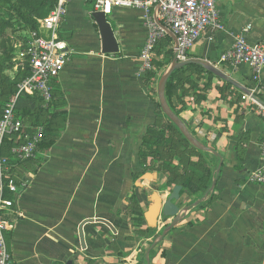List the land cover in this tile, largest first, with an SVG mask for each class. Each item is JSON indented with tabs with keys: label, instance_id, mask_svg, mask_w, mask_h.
<instances>
[{
	"label": "crops",
	"instance_id": "obj_1",
	"mask_svg": "<svg viewBox=\"0 0 264 264\" xmlns=\"http://www.w3.org/2000/svg\"><path fill=\"white\" fill-rule=\"evenodd\" d=\"M216 6L225 31L205 32L189 50L187 62L211 66L227 80L201 65L213 74L211 89L204 91L209 75L187 65L184 76L191 83L179 86L176 105L186 130L203 149L195 147L213 169L219 200L195 206L206 194L188 197L182 188L175 204L191 209L152 249L150 264H264V189L249 182L260 164L264 121L242 100L255 88L249 67L220 62L248 26L247 40L264 43V0H217ZM94 12L81 0L69 3L58 32L68 46L69 61L52 84L55 142L13 170L19 188L12 195L17 216L6 239L16 264H142L155 237L136 234L125 214L129 199L138 197L142 229H147L153 199L162 208L172 192L164 188L162 173L139 177L138 151L144 131L157 121L160 80L177 61L174 41L169 35L168 43L161 38L155 53L156 61L167 67L155 69L152 81L139 78L147 38L142 14L114 9L107 16L119 52L105 55ZM24 41L16 37L12 43V74L6 72L11 78L21 68ZM256 95L264 102V70ZM85 220L95 221L84 226L83 249L79 227ZM171 220L156 218L155 229Z\"/></svg>",
	"mask_w": 264,
	"mask_h": 264
},
{
	"label": "built area",
	"instance_id": "obj_2",
	"mask_svg": "<svg viewBox=\"0 0 264 264\" xmlns=\"http://www.w3.org/2000/svg\"><path fill=\"white\" fill-rule=\"evenodd\" d=\"M72 0H57L55 8L39 21V29L30 31L25 37L21 52V68L26 66L29 75L17 86L16 94L11 97L0 115V264H16L7 244V235L15 228L17 212L14 200L8 194L19 190L13 178L14 167L18 163L32 160L39 152L43 129L30 135L24 133L22 119L18 116L16 105L22 96H38L47 107L52 100V83L63 72L69 61L67 44L58 38V32L67 8ZM91 4L95 12H103L106 17L114 9H128L142 14L147 32L145 44L141 50L139 78H146L155 72V48L166 33L154 19L155 9L160 6L158 19L178 38L177 48L173 52L177 61H188V52L208 30L224 32L225 26L217 10V0H81ZM250 26L243 29L233 45L221 55L220 62L229 67L247 65L251 70L255 88L250 94L242 96L250 102L257 115L264 121V103L258 100L256 91L264 70V43H250L246 34ZM212 40V38H210ZM256 98H255V97ZM16 136L15 145L10 150L11 158L5 153V142ZM249 182L264 189V137L260 145V164L250 174Z\"/></svg>",
	"mask_w": 264,
	"mask_h": 264
},
{
	"label": "trees",
	"instance_id": "obj_3",
	"mask_svg": "<svg viewBox=\"0 0 264 264\" xmlns=\"http://www.w3.org/2000/svg\"><path fill=\"white\" fill-rule=\"evenodd\" d=\"M2 1L8 5H6L7 7L4 6L3 10L0 6V21L2 23L0 24V34H3L5 29H14L15 26H17L16 28H21L22 31L26 33L37 31L39 29L37 19L44 14L40 12L42 7L51 5L52 11L57 3V0H18L17 2H12V0H0V3ZM14 13L17 14L18 23L13 21ZM35 16L37 19H34ZM25 37L26 36H23L22 39L24 40ZM168 38V35L164 36L167 43ZM161 41V39L158 41L155 53H159ZM11 52L12 49L10 50V56L4 57L3 60L0 58V101L4 103V106L8 100L16 94L18 84L29 75L27 66L24 69L18 68L13 78L6 74L8 70L13 68ZM166 65H168V63L159 62L155 59V69H164V67H167ZM187 68L195 69L199 73H207L209 77L204 91H209L211 89L212 73L207 72L203 66L198 64H190ZM185 70V68H181L174 71L165 89L166 104L172 114L182 123L184 122L180 118L181 110L178 109L176 105V94L180 85L191 83V80L184 76L186 73ZM147 77L148 81H152L156 78V74L150 73ZM226 86H229V84L226 83ZM195 87L194 84L191 85L192 89ZM220 91H222V89H220ZM182 93L184 94L185 92L183 91ZM54 100L52 89V100L47 107L44 106V102L38 96H22L18 99L16 105L17 114L22 119L23 123L29 122L27 126L24 125V133L32 135L38 128L43 129L39 150H47L51 148L55 142V136L53 135L54 129L52 128L55 115L51 113ZM1 112L2 111H0V115ZM155 115L157 121L144 131L138 151V159L143 168L139 177L148 172L162 173L166 176L165 189H173L175 186H181L183 188V193H186L188 197L202 198L209 192L214 180L213 169L203 160L204 153L192 144L184 135L181 127L173 119L165 115L159 103L156 104ZM16 139V136L6 139L4 153L8 158H11L10 150L15 145ZM215 192L216 189L213 193L209 194L204 206H212L219 200V196L216 195ZM8 197L13 199L11 194H8ZM129 202L127 214L130 223L137 228L136 232H144L143 236L146 238L154 237L156 233L155 229H142L144 210L138 197L133 194ZM163 230L160 233H162ZM154 256L155 253L151 252L150 259H153ZM142 264H146V261Z\"/></svg>",
	"mask_w": 264,
	"mask_h": 264
},
{
	"label": "water",
	"instance_id": "obj_4",
	"mask_svg": "<svg viewBox=\"0 0 264 264\" xmlns=\"http://www.w3.org/2000/svg\"><path fill=\"white\" fill-rule=\"evenodd\" d=\"M159 10H160V6H158L155 9L154 19H155L157 25L166 33V35H169L173 39L174 46H175V48H177V46H178V38L170 29H168L166 26H164L159 21V19H158ZM92 18L95 20V22H96V24H97V26L99 28L101 41H102V53L105 54V55L106 54L107 55L117 54L119 52V46H118L117 40L115 38L113 29H112L110 23L107 21L106 15L103 12H94L92 14ZM192 63H194V62L177 63V61H174V63L172 64V66L170 67L168 72H166V74L160 80V83H159V94H160V99H161V107H162V110L165 113V115H167L168 117L173 119L181 127L184 135L194 144V146H196L199 149H203L197 144L196 140H194L193 137L191 136V134L186 130L184 124L176 116H174L172 114V112L168 108V106L166 104V100H165L166 85H167V82L170 79L172 73L174 71H176L177 69H181V68H183V67H185V66H187L189 64H192ZM201 65H203L208 71L213 72L216 75L221 76L222 78L227 80L226 77H224L222 74H220L213 67L208 66V65H206L204 63H201ZM247 94H250V91ZM260 102L264 103L262 101H260ZM221 167H222V160H221V163L218 166L216 175L219 174V171H220ZM216 182H217V179L215 178L213 180V182H212V185H211V188H210L209 192L201 200L196 202L195 206L199 205L200 203H203V202H205L207 200L209 194L214 192L215 186H216ZM181 192H182V187L181 186L173 187L170 196L164 202L162 208H161L158 200L157 199H153V203L151 204V206L149 208V211L146 214V218L148 220L149 227L151 229H155L156 228V218H158V217L164 218L166 220H168V219H170V220L172 219V220L166 226V228L163 230V232L161 233L159 238L153 243V245L147 251V257H146L147 264H150L149 255H150V252L152 251V249L157 244L161 243L164 240V238L168 235V233L173 228H175L177 225H179L183 221L184 215L186 213H188L190 211V209H191V206H184L182 208L179 205L175 204V203L179 202L180 197H181ZM94 221L95 220H85L81 224V226L79 227L80 242H81V245H82L83 249H86L85 235H84V226L86 224L92 223ZM97 221L100 222V223L105 224L110 229H112V231L116 232L114 226L110 222H108L107 220L99 219Z\"/></svg>",
	"mask_w": 264,
	"mask_h": 264
},
{
	"label": "rangeland",
	"instance_id": "obj_5",
	"mask_svg": "<svg viewBox=\"0 0 264 264\" xmlns=\"http://www.w3.org/2000/svg\"><path fill=\"white\" fill-rule=\"evenodd\" d=\"M17 1L18 0H12V2H17ZM35 1H37V0H35ZM6 5H8V4H6L4 1H2L0 3V6L2 7V10H3L4 6L7 7ZM51 9H52V6L51 5H47V6L42 7V10L40 11L41 13L42 12L44 13L42 15V17H39L38 19H37L36 16L34 17V19H37L38 24H39V21L41 19H43V17H46L50 13ZM8 11H10V10H8ZM13 16H14L13 21H15L16 23H18L19 21L17 20V17H16L17 14L14 13ZM0 24H2L1 21H0ZM16 27L17 26H15L14 29L13 28L5 29V31L3 32V34H0V58H1V60H3L4 57L10 56V50L12 48V43L15 40L16 37H18L19 39H22L23 36H26L27 35V33L26 32H23L21 28H16ZM8 74H12V72L8 71ZM3 106H4V103L0 101V111H2ZM27 124H29V122H25L24 125L27 126ZM203 160L205 161V158ZM171 190H172V188H171ZM125 214L128 217L127 211L125 212ZM159 226H160L159 228L162 231L163 229L166 228L167 225H164V222L163 223L160 222ZM160 229L159 230L158 229H155V232L156 233H155V236H154L155 237L154 242L159 238V235L161 234L160 233L161 232ZM136 234H138L139 236L143 237L144 232H138V233L136 232Z\"/></svg>",
	"mask_w": 264,
	"mask_h": 264
}]
</instances>
